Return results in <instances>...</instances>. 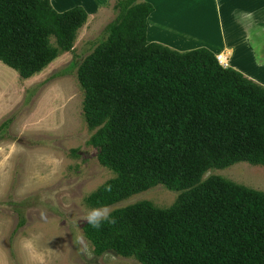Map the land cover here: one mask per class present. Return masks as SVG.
<instances>
[{
	"label": "trees",
	"instance_id": "16d2710c",
	"mask_svg": "<svg viewBox=\"0 0 264 264\" xmlns=\"http://www.w3.org/2000/svg\"><path fill=\"white\" fill-rule=\"evenodd\" d=\"M116 6L107 37L78 68L90 143L115 174L90 201L110 206L160 183L179 195L166 208L149 200L118 207L115 225L86 222V238L99 254L143 264H264V192L220 175L202 179L211 167L264 166V85L206 47L149 42L150 2ZM87 17L82 6L58 12L51 0H0V60L27 80L72 48Z\"/></svg>",
	"mask_w": 264,
	"mask_h": 264
},
{
	"label": "rangeland",
	"instance_id": "374dc122",
	"mask_svg": "<svg viewBox=\"0 0 264 264\" xmlns=\"http://www.w3.org/2000/svg\"><path fill=\"white\" fill-rule=\"evenodd\" d=\"M51 1L58 12L82 6L88 17L72 48L60 50L43 71L27 80L0 60V264H39L21 246L22 240L31 236L39 237L38 252L44 264H143L113 251L97 253L84 234L86 221L81 218L86 209L95 208L90 201L92 193L115 174L100 163V149L90 143L95 129L85 118L86 96L78 82V68L107 37L106 26L119 15L117 0ZM177 1L160 0L159 13L164 10L165 20L156 36L159 43L188 40L183 49L174 48L185 52L207 45L217 52L223 38L237 42L238 46H233L236 62L232 63L264 83V8L257 1L245 13L252 16L231 26L220 23L213 0H205V8L201 1L200 9H192H198L199 17H189L185 7L181 9L186 10L184 15H179ZM138 2L156 6L152 0ZM240 10L235 8L239 16ZM150 16L147 40L152 42ZM51 44L58 46L54 36ZM210 175L264 192L262 165L240 161L226 168L211 167L202 179ZM178 195L160 183L109 207L149 200L166 208ZM81 232L87 253L74 243Z\"/></svg>",
	"mask_w": 264,
	"mask_h": 264
},
{
	"label": "crops",
	"instance_id": "0c3cea01",
	"mask_svg": "<svg viewBox=\"0 0 264 264\" xmlns=\"http://www.w3.org/2000/svg\"><path fill=\"white\" fill-rule=\"evenodd\" d=\"M152 1L156 4V6L153 5L154 10H153V12L151 13V16H150V20H151V26H150L151 27V35H150V38H151L152 42H158V39L156 38V36L162 32L163 22L165 20V14H164L165 12L163 10V11H161V13H159L160 12V9H159L160 0H152ZM201 1L204 3L203 6L205 8V5H206L205 2H204L205 0H199V1L198 0H180V2L177 1V7L180 8L177 11V13H179V15L180 14L184 15L183 12H185L186 10L181 12V9L183 7H185L189 11V17H199L200 13H199L198 9L201 8V4H200ZM256 1L258 2V4L261 7L264 8V0H246L247 3H245L244 0H213L212 6H213V8L215 10L216 17L219 16V18L221 19L220 23L223 26H224V24H228V26H231L234 22L240 21V19L244 20V19H247L249 16H252V13H248V15H246L245 13L248 12V10L250 8L249 5L251 6V4L255 3ZM239 2L242 5H239ZM195 6L198 9H196L195 11H192V9ZM238 6L241 8V10H240L241 12L239 13L240 16L235 12V8L237 9ZM254 10H256V9H254ZM243 17H247V18L243 19ZM168 25H169V23H168ZM171 26L173 27V24ZM158 31H159V33H158ZM187 31L190 34V30H187ZM226 33L228 35L230 34V32L228 33V31ZM233 33L234 32H231L230 35L233 36L234 35ZM182 42L188 43L189 41L188 40H183ZM160 43L164 44V45H166V46H168V47H170L172 49H175V50H177V49L174 48V47L183 49L182 47H184L186 45V43H181L180 41L173 42L175 44L174 45V44L170 43L168 40H166L165 43L164 42H160ZM177 43H181V44H177ZM236 45L238 46L237 42L230 43V42L227 41V39L225 40V38H223L222 39V43H220V45H219L220 49L217 52H214L215 54L222 53V52H227L229 54L230 59H231L230 63L232 65V67H234L235 69H237L235 67L237 64L234 65V63L236 62V53L234 52L233 46L236 47ZM205 46L208 47V49H211L209 46H207V45H205ZM192 49H195V48H192ZM189 50H191V49H188V51ZM211 51H213V50L211 49ZM233 61H234V63H232ZM242 72L244 73V71H242ZM245 75L248 76L249 78L253 79L256 82H259V83L261 82L262 83V81H257L256 79L250 77L248 74H245ZM262 84L264 85V83H262Z\"/></svg>",
	"mask_w": 264,
	"mask_h": 264
},
{
	"label": "clouds",
	"instance_id": "9594fccd",
	"mask_svg": "<svg viewBox=\"0 0 264 264\" xmlns=\"http://www.w3.org/2000/svg\"><path fill=\"white\" fill-rule=\"evenodd\" d=\"M222 53L228 57V64L223 65L220 62L219 63L225 67H229V66L232 67L230 63L231 59L229 57V54L225 52ZM218 54H216V58ZM105 191L110 192L111 185L106 186ZM113 211L114 209L109 207L108 205H102L100 207L86 209L84 215L81 218L85 220L92 229L100 230L105 223L109 225H115L117 223L116 218L112 215ZM74 243L76 245H80L83 252L85 253L88 252V244L82 232L76 235ZM21 246L28 253L31 259L38 261L39 264H44V259L38 252V246H39L38 236L25 237L21 242Z\"/></svg>",
	"mask_w": 264,
	"mask_h": 264
},
{
	"label": "built area",
	"instance_id": "2783aa9c",
	"mask_svg": "<svg viewBox=\"0 0 264 264\" xmlns=\"http://www.w3.org/2000/svg\"><path fill=\"white\" fill-rule=\"evenodd\" d=\"M217 60L223 65L228 64V57L223 53L217 55Z\"/></svg>",
	"mask_w": 264,
	"mask_h": 264
},
{
	"label": "bare ground",
	"instance_id": "6f19581e",
	"mask_svg": "<svg viewBox=\"0 0 264 264\" xmlns=\"http://www.w3.org/2000/svg\"><path fill=\"white\" fill-rule=\"evenodd\" d=\"M170 15H171V13H170ZM177 20H178V18H177ZM181 22V21H180Z\"/></svg>",
	"mask_w": 264,
	"mask_h": 264
}]
</instances>
